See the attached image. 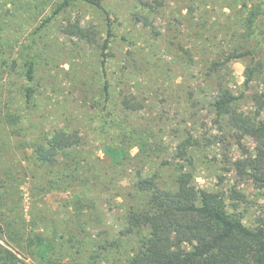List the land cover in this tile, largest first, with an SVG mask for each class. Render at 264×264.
Segmentation results:
<instances>
[{"label":"trees","instance_id":"16d2710c","mask_svg":"<svg viewBox=\"0 0 264 264\" xmlns=\"http://www.w3.org/2000/svg\"><path fill=\"white\" fill-rule=\"evenodd\" d=\"M233 1L241 9L236 23L241 32L236 39L232 36L233 44L248 51L225 63L258 55L256 66L247 70L249 83L264 70V0ZM139 3L149 5L147 1ZM76 4L94 8L107 17L102 43L96 26L76 20L63 27L66 37L88 45L98 43L106 79L115 33L104 0H0V264H264V208L247 225L249 199L245 192L235 186L227 191L205 190L195 184L191 172L179 168L167 182L159 171L172 165L168 162L158 165L155 172L145 171L144 165L159 156V144L150 131L127 120L130 114L144 109L135 98L124 96L119 102L125 119L113 122L114 142L107 147L105 161L110 171L131 175V191L125 200L128 212L118 232L99 228L104 226V216L96 211L97 196L107 176L85 164L80 132L66 128L48 132L41 128L40 120H17L12 91L3 85L19 76L25 84L21 89L26 101L31 103L34 89L30 85L36 80L37 66L29 56L31 46H20L24 25L42 16L47 25ZM135 19L149 25L146 15H136ZM177 54L175 59L187 62L183 49ZM218 63L208 65L206 75L216 74L208 71L216 69ZM104 92L108 98L107 80ZM241 99L242 95L237 96L228 85L218 84L213 88L211 106L217 119L224 120L236 136L257 140L254 155L239 160L235 169L241 179L260 186L264 195V122L240 111ZM196 145L185 140L176 160L188 162L186 154ZM21 146V152L26 150V166L6 159L13 148L19 152ZM134 149L138 150L135 155ZM29 181L40 182L46 193L61 190L73 194L64 202L70 215L59 219L26 214L23 189ZM131 242L134 244L127 248ZM121 253L127 258H113Z\"/></svg>","mask_w":264,"mask_h":264},{"label":"rangeland","instance_id":"374dc122","mask_svg":"<svg viewBox=\"0 0 264 264\" xmlns=\"http://www.w3.org/2000/svg\"><path fill=\"white\" fill-rule=\"evenodd\" d=\"M140 1L104 0L115 33L108 53L106 79L102 75L98 43L88 45L63 34L69 21L80 20L100 30L98 38L102 43L107 29L103 12L76 4L47 25L43 24V16L24 25L20 46H31L29 56L36 62L37 71L34 84L30 85L34 89L31 103L21 89L22 78L17 76L8 84L3 81V86L12 91L16 118L40 120L41 128L48 132L55 128L80 132L85 164L107 176V183L99 188L97 196L96 211L104 216V226L99 228L118 232L128 212L125 200L131 191V175L110 171L105 161L107 147L114 142L113 122L125 119L119 102L124 96L133 97L144 109L130 114L127 120L150 131L159 144V156L144 165L145 171L155 172L158 165L168 162L172 165L159 171L167 182L172 181L179 168L191 172L195 184L205 190L227 191L237 187L248 196L249 214L245 222L251 225L263 212V190L241 179L235 164L254 155L257 140L236 136L224 120L217 119L211 106L213 88L226 84L237 96L242 95L240 111L264 122V70L247 83V70L256 66L259 56L225 63L226 59L248 51L233 44L232 36L236 39L241 32L236 26L241 9L233 0H201L200 4L199 0H142L148 6H142ZM136 15L148 16L149 25L137 22ZM181 49L186 63L175 59ZM214 61L220 63L214 67L217 70L208 71L216 73L209 77L205 69ZM106 80L110 85L108 98L104 92ZM187 139L197 145L186 154L188 162L178 161L175 156ZM21 148L19 152L13 148L6 155L11 164L18 161L19 165H27L26 150L21 152ZM137 153V149L132 151L133 155ZM28 183L23 189L26 214L59 219L70 215L64 202L71 200L73 194L61 190L46 193L40 182ZM133 244L129 243L127 248ZM113 258L127 257L121 253Z\"/></svg>","mask_w":264,"mask_h":264}]
</instances>
